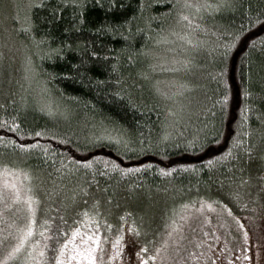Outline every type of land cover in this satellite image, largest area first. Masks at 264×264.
I'll list each match as a JSON object with an SVG mask.
<instances>
[{
  "label": "trees",
  "instance_id": "16d2710c",
  "mask_svg": "<svg viewBox=\"0 0 264 264\" xmlns=\"http://www.w3.org/2000/svg\"><path fill=\"white\" fill-rule=\"evenodd\" d=\"M13 3L0 0V171L35 201L26 243L42 264L74 235L97 237V264L118 241L151 253L198 204L261 249L264 0Z\"/></svg>",
  "mask_w": 264,
  "mask_h": 264
},
{
  "label": "rangeland",
  "instance_id": "374dc122",
  "mask_svg": "<svg viewBox=\"0 0 264 264\" xmlns=\"http://www.w3.org/2000/svg\"><path fill=\"white\" fill-rule=\"evenodd\" d=\"M30 1L15 0L13 4L25 8ZM21 179L22 175L14 170L0 171V264H24L17 257V248L23 250L26 264L43 263L36 244L26 243L36 206ZM229 217L223 209L198 204L182 214L178 224L172 226V233L159 240L155 251L150 254L137 251L130 242L125 245V241H118L104 255L103 264H264V238L258 249V245L251 244V237L241 223ZM93 240L97 237L89 234L68 237L50 264H87L83 257L91 249H95L93 256L97 264L98 245ZM193 243L201 244L198 253H193Z\"/></svg>",
  "mask_w": 264,
  "mask_h": 264
},
{
  "label": "snow or ice",
  "instance_id": "6c2138e0",
  "mask_svg": "<svg viewBox=\"0 0 264 264\" xmlns=\"http://www.w3.org/2000/svg\"><path fill=\"white\" fill-rule=\"evenodd\" d=\"M27 235L30 237L32 235V233L29 231L27 233ZM93 243L98 245L99 244V241L97 240H93ZM65 247H67V245H65ZM21 249L20 248H17L16 249V252H20ZM95 251V249H91L87 252V255H85L83 258L87 261V264H95V260L96 258L93 256V252ZM100 259H103V257H100Z\"/></svg>",
  "mask_w": 264,
  "mask_h": 264
}]
</instances>
